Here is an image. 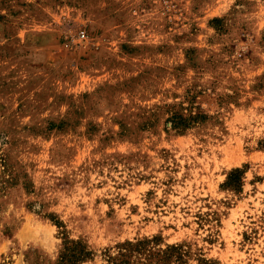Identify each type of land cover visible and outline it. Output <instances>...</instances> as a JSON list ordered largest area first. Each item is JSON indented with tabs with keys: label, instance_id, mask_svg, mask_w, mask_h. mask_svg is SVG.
Segmentation results:
<instances>
[{
	"label": "rangeland",
	"instance_id": "374dc122",
	"mask_svg": "<svg viewBox=\"0 0 264 264\" xmlns=\"http://www.w3.org/2000/svg\"><path fill=\"white\" fill-rule=\"evenodd\" d=\"M0 264H264V0H0Z\"/></svg>",
	"mask_w": 264,
	"mask_h": 264
},
{
	"label": "built area",
	"instance_id": "2783aa9c",
	"mask_svg": "<svg viewBox=\"0 0 264 264\" xmlns=\"http://www.w3.org/2000/svg\"><path fill=\"white\" fill-rule=\"evenodd\" d=\"M84 35H85V34H84V31H81L80 36H81V37H84Z\"/></svg>",
	"mask_w": 264,
	"mask_h": 264
}]
</instances>
